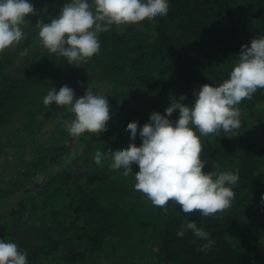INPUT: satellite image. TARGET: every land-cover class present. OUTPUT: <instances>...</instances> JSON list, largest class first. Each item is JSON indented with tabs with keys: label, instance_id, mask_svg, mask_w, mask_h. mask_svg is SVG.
I'll use <instances>...</instances> for the list:
<instances>
[{
	"label": "trees",
	"instance_id": "trees-1",
	"mask_svg": "<svg viewBox=\"0 0 264 264\" xmlns=\"http://www.w3.org/2000/svg\"><path fill=\"white\" fill-rule=\"evenodd\" d=\"M29 2L36 15L21 25L23 39L0 53V240L16 243L27 264H264V134L253 127L264 125V88L236 106L238 129L200 137L205 173H239L232 205L217 218L171 201L166 213L144 209L134 190L139 166L125 177L109 153L140 146L153 112L165 114L181 95L191 106L200 86L229 79L241 47L264 36V0H168L166 16L99 33V52L78 66L44 48L36 27L70 0ZM64 85L76 98L89 87L108 99L107 131L69 134L68 106L43 103ZM133 121L135 141L126 130ZM185 221L213 246L198 251L207 240L191 231L178 237Z\"/></svg>",
	"mask_w": 264,
	"mask_h": 264
},
{
	"label": "clouds",
	"instance_id": "clouds-1",
	"mask_svg": "<svg viewBox=\"0 0 264 264\" xmlns=\"http://www.w3.org/2000/svg\"><path fill=\"white\" fill-rule=\"evenodd\" d=\"M168 11V0H91V3L89 0H70L57 18L50 23L38 20L36 27L44 48L78 66L99 52L98 34L108 31L112 25L153 20L166 16ZM29 15H36L29 0H0V53L20 43L23 39L21 25ZM261 88H264V36L254 38L250 46L241 47L229 79L219 86H200L194 93V104L181 103L186 99L181 95L178 102H172L165 109V114L153 112L149 122L139 128L140 146L130 143L127 148L109 151L111 168L123 169V175L128 177L133 172V164L138 165L134 190L144 194L165 213L171 201L185 214L200 212L204 217L217 218V213L232 205L233 186L239 180V173H205L200 137L219 135L220 130L229 133L238 129L240 111L236 106ZM43 103L46 107L53 103L68 106L74 119L65 121L64 126L74 138L85 132L99 134L107 131L110 120L108 99L89 87L81 98H76L68 85L59 91L53 87ZM177 109L179 119H169ZM190 125H194L195 130ZM126 130L135 141L138 122H130ZM101 158L102 153L97 151L95 162L99 164ZM261 200L264 203V195ZM187 231L207 240L198 251H207L213 246L210 234L194 221H185L177 236L182 238ZM0 264H27V253L20 251L16 243L0 240Z\"/></svg>",
	"mask_w": 264,
	"mask_h": 264
},
{
	"label": "rangeland",
	"instance_id": "rangeland-1",
	"mask_svg": "<svg viewBox=\"0 0 264 264\" xmlns=\"http://www.w3.org/2000/svg\"><path fill=\"white\" fill-rule=\"evenodd\" d=\"M260 118V117H259ZM256 120L252 121V123H255ZM254 129H255V133L259 136L264 134V125H258V124H254L253 125ZM145 200H147L148 205H143L144 209L146 210H154V209H158L157 207H155L150 200H148L145 196H144Z\"/></svg>",
	"mask_w": 264,
	"mask_h": 264
}]
</instances>
